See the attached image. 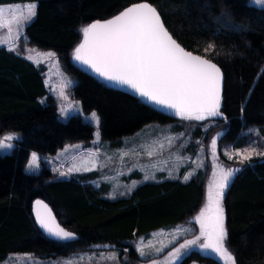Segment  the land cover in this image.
Wrapping results in <instances>:
<instances>
[{
	"label": "trees",
	"instance_id": "obj_1",
	"mask_svg": "<svg viewBox=\"0 0 264 264\" xmlns=\"http://www.w3.org/2000/svg\"><path fill=\"white\" fill-rule=\"evenodd\" d=\"M138 1L0 0V5L36 2V16L23 34L29 43L56 52L64 69L77 80L71 95L81 102L84 112L98 113L101 136L115 148L123 136L147 123L173 121L174 111L144 102L104 81L85 65L72 62L70 55L81 44L82 29L89 22L107 18ZM146 1L158 9L165 26L182 46L210 58L224 73L222 115L214 117L216 124L208 131H220L219 142L242 147L247 143L242 130L254 125L264 142V76L257 79L264 68V6L250 0ZM22 51L0 47V138L6 131L20 133L13 151L0 154V261L11 252L59 259L114 245L111 249L119 251L124 264H222L196 246L181 249L179 257L166 260L169 252L200 234L194 216L204 201L210 172L207 165L186 181L162 175L127 195L114 197L105 196V184L94 187L95 171L53 180L48 178L53 173L45 166L39 174L23 171L31 152L52 154L68 142L88 143L93 125L79 115L61 120L51 97L41 102L48 93L46 68L25 58ZM250 88L254 91L248 98ZM222 159L220 166L225 170L240 169L222 200L226 247L236 264H264V157ZM37 198L47 201L60 224L77 235L74 240L61 242L42 233L31 212V203ZM182 222L195 225L196 233L178 239L156 256L140 258L130 242Z\"/></svg>",
	"mask_w": 264,
	"mask_h": 264
},
{
	"label": "rangeland",
	"instance_id": "obj_2",
	"mask_svg": "<svg viewBox=\"0 0 264 264\" xmlns=\"http://www.w3.org/2000/svg\"><path fill=\"white\" fill-rule=\"evenodd\" d=\"M250 1L252 2V0ZM31 3L36 4V2H17L1 4L0 7H3L5 16L10 18L12 12H25L26 14V9ZM29 22L22 24L19 31L15 23L11 25L10 32L8 27L0 28V44L7 42L10 38L13 45L12 49L14 48L17 51L22 49L25 58L36 65H44L48 93L41 98V102H47V97L53 98L57 105L58 117L61 120H66L71 115L81 116L84 121L93 125V137L88 143L83 141L68 142L52 154L36 153L38 156L37 166L29 169L28 162L32 153H35L31 152L28 161L23 166L25 173L39 174L45 166L53 173L52 176L48 177L53 180L95 171L96 176L92 180L94 187L100 188V185L105 184V196L114 197L127 195L143 182L155 180L162 175L186 181L207 165L210 172L205 188L204 201L194 216L195 218L207 202L209 187L214 188L215 181L219 178V167H221L222 158L241 161V158L235 153L247 149L250 145L255 147L257 151H264L263 139L258 135L257 127L254 125L242 130V134L247 138V143L242 147H236L228 141L219 142L217 138L220 131H208L212 125L216 124L214 117H207L200 121L184 120L174 112L172 113L174 116L173 121L147 123L136 132L123 136L120 139L121 145L119 147H112L110 142L104 140L101 136L98 113L96 111L84 112L81 102L71 95L70 89L72 85L76 84L77 80L64 69L56 52L51 49L37 47L28 42L23 30ZM77 47L72 49L70 55L74 63H80L73 58ZM49 53L53 55L49 56ZM61 93H63V96H61ZM62 109L67 111L62 114ZM93 112L99 118L98 123L90 119ZM197 129H200V134H197ZM6 135H13L17 139L10 141L13 144L12 148L0 150V154L11 153L15 141L20 139V133L16 131H6L0 139H3ZM168 138L172 139L171 145ZM214 138L216 139L215 157L211 148ZM65 149L68 150L65 151ZM149 153L152 154L149 155ZM229 154L232 155V159L228 158ZM254 157H259V155L253 154L251 156V158ZM214 163L219 167L214 169ZM85 167L90 170H83ZM76 168L80 170L76 171ZM70 169L72 171H69ZM61 173H64V175H61ZM186 176L189 178L185 179ZM197 228L191 223H177L170 227L143 234L130 242L136 250L138 247L142 248L146 255L141 256L137 250L138 256L147 259L160 254L178 239L196 233V229L199 232V225ZM184 229H187V231H183ZM102 247L98 246L86 251H77L68 256L59 257V259L39 258L28 252H11L3 261H0V264H124L123 260L118 257V250ZM157 249H162V251L157 252ZM201 251L214 256L224 264V261L211 251ZM113 253H115V259H107ZM137 264L152 263L139 262ZM190 264L200 263L192 261Z\"/></svg>",
	"mask_w": 264,
	"mask_h": 264
},
{
	"label": "snow or ice",
	"instance_id": "obj_3",
	"mask_svg": "<svg viewBox=\"0 0 264 264\" xmlns=\"http://www.w3.org/2000/svg\"><path fill=\"white\" fill-rule=\"evenodd\" d=\"M252 2L257 6H264V0H252ZM35 16V3L27 7L26 14L12 12L10 18L5 16L3 7H0V28L8 27L10 32L11 25L15 23L19 31L22 24L31 21ZM82 32L84 42L75 49L73 58L88 66L104 81L116 85H127L144 102L172 109L184 120L200 121L207 117L222 115L220 112L223 80L221 69L209 59L185 51L166 30L155 7L148 3L128 7L113 19L84 27ZM261 76H264V68L258 73L257 79ZM253 91V88L249 89L248 98ZM246 102L247 98L245 104ZM243 107L244 105L242 110ZM65 111L67 110L62 109V114ZM90 119L99 122L95 112L91 114ZM14 139L17 137L13 135H6L0 139V150L12 148L13 144L10 141ZM168 139L171 145L172 139ZM211 148L215 157V138L212 140ZM253 154L264 157V151H257L251 145L235 153L241 161L249 160ZM228 158L232 159V155L229 154ZM37 160V154L32 153L28 162L29 169L37 166ZM217 167L219 165L214 163L213 168ZM83 170L90 169L85 167ZM238 171L240 169L225 170L219 167V178L215 181L214 188L209 187L207 202L199 215L194 218L199 225L200 234L169 252L166 260L179 257L181 249L187 250L196 246L201 250L211 251L223 260L224 264H236L225 243L227 230L222 200L231 178ZM188 178L185 177V179ZM35 203L38 209H46L41 201L37 200ZM36 218L41 228L51 236L59 240L75 238L73 233L58 227L50 213L42 216L37 211ZM201 240L202 243H199ZM137 250L141 256L146 255L142 248L138 247ZM156 251L159 252L162 249ZM107 259H115V253ZM153 264L156 262L153 261Z\"/></svg>",
	"mask_w": 264,
	"mask_h": 264
},
{
	"label": "water",
	"instance_id": "obj_4",
	"mask_svg": "<svg viewBox=\"0 0 264 264\" xmlns=\"http://www.w3.org/2000/svg\"><path fill=\"white\" fill-rule=\"evenodd\" d=\"M140 3H148L149 5L155 7L151 2L146 1V0H141V1L134 2V3L129 4L128 6L124 7L123 9H121L120 11H118L117 13H115V14H113V15L107 17V18H104V19H98V20H93V21L89 22L88 25H90V24H92V23H96V22L104 23V22H106L107 20L113 19L115 16L119 15L122 11L126 10L128 7H132V6H135V5L140 4ZM155 8H156V7H155ZM156 9H157V8H156ZM157 11H158V9H157ZM158 13L160 14L159 11H158ZM160 16H161V14H160ZM161 20H162V22H163L164 27H165L166 30L169 32V30L167 29V27H166L165 24H164V21H163V19H162V16H161ZM88 25H87V26H88ZM169 34L172 36V34H171L170 32H169ZM172 38H173V39H174V40H175V41H176V42H177V43H178V44H179V45H180L185 51H187V52H191L193 55L200 56L201 58L209 59L211 62L215 63V64L220 68V66H219L216 62H214L213 60H211L210 58L205 57V56H203V55H200V54H198V53H195V52H193V51H190V50L186 49V48H185L184 46H182V45H181V44H180V43H179V42H178L173 36H172ZM83 42H84V37H83L81 43H83ZM85 66H86V65H85ZM86 68H87L90 72H92L93 74L96 75V73H94V72H93L88 66H86ZM220 69H221V68H220ZM221 72H222V74H223V80H222V89H223V84H224V73H223L222 70H221ZM99 78H100V77H99ZM101 79H103V78H101ZM106 82H108V81H106ZM108 83H110V84H112V85L118 87L119 89H122V90H124V91H127V92L133 94V95H136V94H134L133 90H131L130 88H128L127 85H116V84H113L112 82H108ZM136 96H138V95H136ZM221 96H222V91H221ZM162 107H163V106H162ZM167 109H168V108H167ZM170 110H172V109H170ZM173 111H174V110H173ZM37 200L41 201V203H42L43 205L46 206V209H45V208H39V209H38V208L36 207V203H35ZM37 211H39V212L41 213L42 216H46L47 213H50V214H51V218L55 221V224H56L58 227L63 228L65 231H69V230L66 229L63 225L60 224V222L58 221L57 217L55 216L54 211L52 210V208L50 207V205L47 203V201H45L43 198H37V199H35L34 201H32V203H31V212H32V215H33V218H34V221H35L36 225L38 226V228L42 231V233H43L45 236H47V237H49V238H51V239L57 240V241H61V242H70V241L74 240V239L77 237V235H76L75 233L71 232V231H69V232L73 233V234H74V237H75L74 239H71V240H59V239H57L56 237L51 236V235H50L49 233H47L43 228H41L40 224L38 223L37 218H36V212H37ZM106 248H107V249H109V248H114V245H108Z\"/></svg>",
	"mask_w": 264,
	"mask_h": 264
},
{
	"label": "crops",
	"instance_id": "obj_5",
	"mask_svg": "<svg viewBox=\"0 0 264 264\" xmlns=\"http://www.w3.org/2000/svg\"><path fill=\"white\" fill-rule=\"evenodd\" d=\"M0 47H6L8 49H12L13 45H12V40H10V38H8L7 42H4L3 44H0ZM35 64V63H34ZM46 71V70H45ZM44 84L46 87V83H45V74H44ZM47 89V88H46Z\"/></svg>",
	"mask_w": 264,
	"mask_h": 264
}]
</instances>
